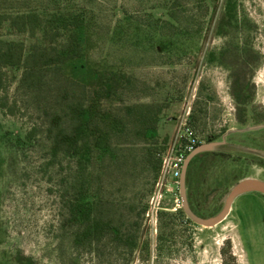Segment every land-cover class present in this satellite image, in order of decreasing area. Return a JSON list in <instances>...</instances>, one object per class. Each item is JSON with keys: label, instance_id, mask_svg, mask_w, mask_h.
I'll use <instances>...</instances> for the list:
<instances>
[{"label": "rangeland", "instance_id": "rangeland-1", "mask_svg": "<svg viewBox=\"0 0 264 264\" xmlns=\"http://www.w3.org/2000/svg\"><path fill=\"white\" fill-rule=\"evenodd\" d=\"M67 5L96 19L87 72L63 68L86 89L53 74L23 81V70L0 87V264H264L260 193L237 197L213 228L169 212L161 213L157 233L144 223L157 153L186 98L202 145L218 144L188 167L192 211L213 216L241 180L264 182V0H0V13ZM1 39L22 43L29 64L32 45L44 44L30 32ZM101 85L107 91L98 92ZM240 88L250 97L245 107L233 96ZM90 96L93 106L84 108L91 119L101 112L117 127L109 149L94 147L90 162L80 164L53 151L48 129L67 105ZM19 138L27 143L19 146ZM77 145L83 150L80 138ZM80 175L93 217L112 228L98 242L82 243L80 226L70 222L67 203Z\"/></svg>", "mask_w": 264, "mask_h": 264}, {"label": "trees", "instance_id": "trees-1", "mask_svg": "<svg viewBox=\"0 0 264 264\" xmlns=\"http://www.w3.org/2000/svg\"><path fill=\"white\" fill-rule=\"evenodd\" d=\"M95 25V15L91 11L77 9L73 5L57 8L51 12L43 11L40 13L37 10H28L15 15L0 13V87L5 76L16 80L23 70V81L31 75L37 78L36 75L41 73L44 76L53 74L59 79V82L63 80V77L72 86L85 90L87 87L85 83L64 77L63 68L65 66L72 68L75 75L87 72V54L91 46L90 40L94 37L93 28L96 27ZM26 32H30L35 37L39 35L44 39V44L40 40V43L32 45L29 51V55L35 64H29L27 63L28 60L24 59V45L22 43L1 39L7 36L22 35ZM107 89L105 85H101L98 92H101V90L105 92ZM233 96L240 107H245L250 99L244 88L238 89ZM89 98L81 101L77 107L76 104L67 105L61 114L62 118L55 115L48 129L51 134L53 151L57 153L61 150L68 158L72 160L75 158L80 164L90 162L94 147L102 149L104 144L103 149H109L110 132L117 127L115 121L111 123L112 127H110L111 124L107 125V117L101 112L95 113L99 118L95 121L102 122L103 129L88 127L91 122H95L91 119L92 115L88 107L84 108L85 102L88 105L90 104V107L93 106L95 100L92 96ZM63 118H66L67 121H63ZM238 120L242 124L246 122L242 115H239ZM154 123L156 125V119ZM191 126L198 134L193 121ZM94 129L98 131H94ZM88 132L95 134L96 137L93 142L90 141ZM150 134H152L151 130ZM79 138L84 143L83 150L78 148L77 141ZM17 141L19 146L27 143L20 138ZM154 143L158 145L159 140ZM166 145L167 143L157 153L156 175L151 191L161 166V156L166 150ZM79 182V192L67 203L70 222L80 226L82 243L98 242L109 231L112 232V228L109 224L93 217L94 209L87 180L82 181L80 175ZM195 213L199 215L197 211ZM179 215L185 217L184 213ZM131 246L134 248L135 243H132Z\"/></svg>", "mask_w": 264, "mask_h": 264}, {"label": "built area", "instance_id": "built-area-1", "mask_svg": "<svg viewBox=\"0 0 264 264\" xmlns=\"http://www.w3.org/2000/svg\"><path fill=\"white\" fill-rule=\"evenodd\" d=\"M193 99H185L182 112L175 120V131L161 156V166L147 198L144 223L151 233H157L162 212L183 213L180 179L187 156L202 144L191 126ZM185 222L190 221L186 216Z\"/></svg>", "mask_w": 264, "mask_h": 264}, {"label": "water", "instance_id": "water-1", "mask_svg": "<svg viewBox=\"0 0 264 264\" xmlns=\"http://www.w3.org/2000/svg\"><path fill=\"white\" fill-rule=\"evenodd\" d=\"M217 145V143L203 144L199 145L194 151H192L186 158V161L182 168V175L180 179V197L182 199V211L191 222L203 228H213L225 221L230 214L234 200L240 195L256 192L264 196V182L255 179H244L230 190L225 199V205L219 213L207 218H202L194 211H192L187 197L188 167L195 156L205 151H212V149L216 148Z\"/></svg>", "mask_w": 264, "mask_h": 264}, {"label": "crops", "instance_id": "crops-1", "mask_svg": "<svg viewBox=\"0 0 264 264\" xmlns=\"http://www.w3.org/2000/svg\"><path fill=\"white\" fill-rule=\"evenodd\" d=\"M202 145V144H201Z\"/></svg>", "mask_w": 264, "mask_h": 264}]
</instances>
